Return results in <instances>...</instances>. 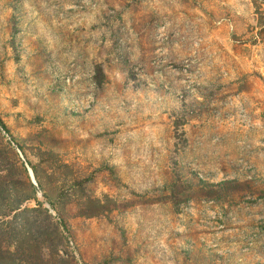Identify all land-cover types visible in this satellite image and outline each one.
<instances>
[{
  "label": "rangeland",
  "instance_id": "374dc122",
  "mask_svg": "<svg viewBox=\"0 0 264 264\" xmlns=\"http://www.w3.org/2000/svg\"><path fill=\"white\" fill-rule=\"evenodd\" d=\"M11 234L3 264H264V0H0Z\"/></svg>",
  "mask_w": 264,
  "mask_h": 264
},
{
  "label": "trees",
  "instance_id": "16d2710c",
  "mask_svg": "<svg viewBox=\"0 0 264 264\" xmlns=\"http://www.w3.org/2000/svg\"><path fill=\"white\" fill-rule=\"evenodd\" d=\"M2 128L4 129L3 126H2ZM11 211L16 212L17 214H20L26 210L22 209L21 205H19V207H12ZM8 236H9V241L14 242V243H11V245H9L8 249H5L4 245L0 244V256H1L0 257V264H3L1 260H5V261L9 260V257H10L9 255H12L9 251V250H11L10 248H15V249L17 248L16 245L18 243V236L14 237L12 234H11V236L10 235H8ZM19 243H20V241H19ZM6 257H8V259H6Z\"/></svg>",
  "mask_w": 264,
  "mask_h": 264
},
{
  "label": "water",
  "instance_id": "95a60500",
  "mask_svg": "<svg viewBox=\"0 0 264 264\" xmlns=\"http://www.w3.org/2000/svg\"><path fill=\"white\" fill-rule=\"evenodd\" d=\"M33 185H34L35 191L39 194V193H40V190H39V188L37 187V185L34 183V181H33Z\"/></svg>",
  "mask_w": 264,
  "mask_h": 264
}]
</instances>
